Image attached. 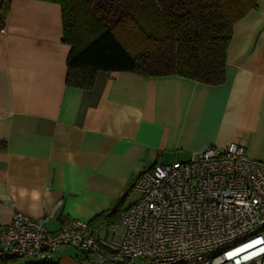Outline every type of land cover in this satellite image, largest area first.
Instances as JSON below:
<instances>
[{"label":"crops","instance_id":"1","mask_svg":"<svg viewBox=\"0 0 264 264\" xmlns=\"http://www.w3.org/2000/svg\"><path fill=\"white\" fill-rule=\"evenodd\" d=\"M69 51L58 3L11 1L0 30V226L56 205L50 230L63 214L91 222L126 193L123 210L139 196L137 174L207 145L237 143L264 162V0L234 22L218 85L98 71L77 88L65 82ZM57 258L100 264L67 245Z\"/></svg>","mask_w":264,"mask_h":264},{"label":"built area","instance_id":"2","mask_svg":"<svg viewBox=\"0 0 264 264\" xmlns=\"http://www.w3.org/2000/svg\"><path fill=\"white\" fill-rule=\"evenodd\" d=\"M132 188L138 198L104 230L65 214L48 229L57 205L40 218L15 211L0 226L2 253L54 262L67 245L100 264H264V162L244 146L157 159Z\"/></svg>","mask_w":264,"mask_h":264},{"label":"trees","instance_id":"3","mask_svg":"<svg viewBox=\"0 0 264 264\" xmlns=\"http://www.w3.org/2000/svg\"><path fill=\"white\" fill-rule=\"evenodd\" d=\"M12 0H0V30ZM60 6L62 40L70 45L67 85L89 89L98 71L145 77L180 75L205 84L225 80L226 52L235 21L257 0H47ZM124 193L95 216L110 225ZM0 264H59L2 253Z\"/></svg>","mask_w":264,"mask_h":264},{"label":"water","instance_id":"4","mask_svg":"<svg viewBox=\"0 0 264 264\" xmlns=\"http://www.w3.org/2000/svg\"><path fill=\"white\" fill-rule=\"evenodd\" d=\"M106 264H115V263L108 262V263H106Z\"/></svg>","mask_w":264,"mask_h":264},{"label":"rangeland","instance_id":"5","mask_svg":"<svg viewBox=\"0 0 264 264\" xmlns=\"http://www.w3.org/2000/svg\"><path fill=\"white\" fill-rule=\"evenodd\" d=\"M126 264H129V263H126Z\"/></svg>","mask_w":264,"mask_h":264}]
</instances>
